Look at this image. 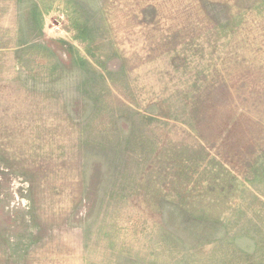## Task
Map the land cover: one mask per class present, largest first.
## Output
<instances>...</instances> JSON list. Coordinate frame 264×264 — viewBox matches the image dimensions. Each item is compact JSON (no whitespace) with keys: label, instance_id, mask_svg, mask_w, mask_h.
I'll return each mask as SVG.
<instances>
[{"label":"rangeland","instance_id":"374dc122","mask_svg":"<svg viewBox=\"0 0 264 264\" xmlns=\"http://www.w3.org/2000/svg\"><path fill=\"white\" fill-rule=\"evenodd\" d=\"M0 264H264V0H0Z\"/></svg>","mask_w":264,"mask_h":264}]
</instances>
